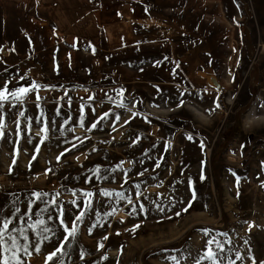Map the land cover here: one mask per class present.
<instances>
[{
    "label": "rangeland",
    "instance_id": "1",
    "mask_svg": "<svg viewBox=\"0 0 264 264\" xmlns=\"http://www.w3.org/2000/svg\"><path fill=\"white\" fill-rule=\"evenodd\" d=\"M0 50V86H41L17 105L31 118V143L23 119L22 138L16 134L17 109L5 107L0 214L15 207L22 214L33 192L48 193V200L59 192L71 221L78 209L70 201L83 207L79 193L93 191V211L78 225L64 264H174L171 256L195 264L210 238L199 229L227 232L236 247L264 259V0H0ZM118 88L126 108L108 100L119 99ZM82 104L91 106L83 127ZM41 112L49 129L43 144ZM154 138H178L179 146L157 160L140 152ZM96 167L107 179H96L89 171ZM101 189L124 192L136 211L126 200L99 195ZM193 191L196 199L183 212ZM96 210L101 220L93 228ZM57 246L55 239L42 245L29 264H45Z\"/></svg>",
    "mask_w": 264,
    "mask_h": 264
},
{
    "label": "snow or ice",
    "instance_id": "2",
    "mask_svg": "<svg viewBox=\"0 0 264 264\" xmlns=\"http://www.w3.org/2000/svg\"><path fill=\"white\" fill-rule=\"evenodd\" d=\"M2 51V50H0ZM167 59V58H166ZM157 64L160 62L157 61ZM177 67L179 65L177 64ZM175 70H173V76L175 77ZM21 79H23L21 77ZM10 81H5V83L0 86V139H3L5 136V128H6V118L7 112L5 111V107H8V110L17 109L14 113L15 119H13V123L16 125V134L18 137H21V120L23 119L26 123V128L29 133V143H31V118L25 115V111L17 108V105H23L28 94L35 91H39L40 85L33 82L30 86H19L16 88H9L8 84ZM179 88V86H178ZM116 95L119 99H116L112 96H108V100L115 107L126 108L127 104L124 101V90L116 89ZM159 91V89H157ZM186 91V90H185ZM65 95L67 93L65 92ZM107 95V94H106ZM184 93L181 92V96ZM37 101L40 100L39 95L36 97ZM89 99H95V97L89 96ZM81 100L83 98L81 97ZM67 103L71 106V98L68 99ZM183 100L177 105L178 107L183 106ZM135 107V105H132ZM264 106V105H262ZM39 107V104H37ZM91 107L90 105L82 104L79 108L80 116L79 123L80 126H84L85 113L84 108ZM221 105L219 102H215V109H219ZM95 110L93 109V112ZM43 112L40 113L39 116L36 117V123L42 125L37 132V135H43L40 139V144H43L47 139L48 122L46 120H42ZM56 115H60L59 109L56 111ZM110 115L109 112H105L102 116H100L95 122L91 123L88 131L95 129L97 125L105 120ZM132 117H136L138 113L133 112ZM120 115H115V120L118 122L120 120ZM130 121L126 120L124 123L128 124ZM55 124V121H53ZM61 133H63V128H61ZM189 140H192V136L189 135L187 137ZM79 139V137H77ZM81 143L83 141L81 140ZM73 148L77 147L76 144L72 145ZM200 147L203 149L204 144L201 141ZM167 150V145L165 147ZM71 151V149H66L65 153ZM95 151V149H93ZM16 155L19 154V148L15 150ZM35 152L39 153V147L35 148ZM65 153H61L63 156ZM33 160L36 159V156L33 155ZM60 156L57 157V162H59ZM15 164V160L13 161ZM159 163L156 164L158 168ZM118 168L121 166H117ZM51 171V169L47 170ZM93 175L97 180H105L107 176L101 175V170L99 167L94 169H90ZM109 173L115 172L116 169H108L106 170ZM47 174V172L45 173ZM234 176L236 174L232 173ZM127 174H125L126 176ZM139 175H143L140 173ZM204 179L203 174H201V180ZM240 177L236 176L237 185H239ZM91 177H86L85 182H89ZM127 183V179L124 180ZM191 184V182H190ZM123 186V185H121ZM137 189H139V184L135 185ZM72 196L76 197L77 192L72 191ZM99 195L108 198L111 200L115 197V201H127L128 204H132V212L136 211V206L133 204L130 196L126 197L124 192H110L108 190L101 189L99 191ZM139 195V193H138ZM48 193L42 192H33L27 197V210L21 214V209L19 207H15L11 210V214L9 216H4L0 214V264H29L33 253L42 254V245L51 242L53 239L58 241V246L55 247L54 250L47 253L45 256V264H64V257L68 256L69 253L67 249L72 247L70 240H74L78 234L79 228L78 225L83 223L86 216L93 211L92 208V198L94 197L93 191H81L79 193V197L82 199L83 207L77 203L76 199L70 201V203L78 209V214H74V217L71 221H68L66 216V210L64 207L58 202L60 193L57 192L56 196L51 200L46 199ZM196 199L195 191L192 193V198L187 202V206L183 208V212H188L189 208L192 207L193 201ZM42 204L43 207H40L38 210L34 211V205ZM15 203V202H13ZM159 207V206H158ZM56 211V216L54 217L52 211ZM117 209L113 208L110 212H106L104 215L112 216L116 213ZM144 206L140 205V212H144ZM160 211H163V208H160ZM3 212V209L0 208V213ZM132 213L130 212L129 215ZM175 215L179 217L181 212H176ZM96 221L92 224V227H96L97 224H100L101 213L96 210L95 211ZM171 219V217H169ZM58 221V224L56 223ZM123 222V221H122ZM70 223V227H69ZM55 225V226H54ZM102 226V225H101ZM140 225H136L130 231H135L138 229ZM253 227L252 224H248V230L250 231ZM58 229H61L62 232L58 235ZM203 237H210L205 241V249L202 253H198V258L195 260V264H245V262H250V264H264V259H257L254 255L253 250L249 247L246 251H242L240 248L236 247L233 244V241L229 238V234L227 232H216L212 233L210 229H199L198 230ZM31 234V236H30ZM89 234H91V228L89 229ZM119 235V233H117ZM218 237H223V239H218ZM105 240L108 239L107 236L104 237ZM244 244L247 245L248 241L244 240ZM100 248H103V245H100ZM80 259L83 260L85 258L84 251L80 252ZM107 259V257H105ZM174 264H180V260L176 256H171L168 258Z\"/></svg>",
    "mask_w": 264,
    "mask_h": 264
},
{
    "label": "crops",
    "instance_id": "3",
    "mask_svg": "<svg viewBox=\"0 0 264 264\" xmlns=\"http://www.w3.org/2000/svg\"><path fill=\"white\" fill-rule=\"evenodd\" d=\"M169 144V145H168ZM168 146H179V139L175 138L173 140H167L164 138H154L149 141V143L144 145V149H140V152L143 150L146 153L150 152V155L154 156L157 158V160H160L164 155H167L169 153V150H165V147ZM157 146H162L161 149L156 148ZM140 152L136 153V157H139L138 154Z\"/></svg>",
    "mask_w": 264,
    "mask_h": 264
},
{
    "label": "water",
    "instance_id": "4",
    "mask_svg": "<svg viewBox=\"0 0 264 264\" xmlns=\"http://www.w3.org/2000/svg\"><path fill=\"white\" fill-rule=\"evenodd\" d=\"M208 81L210 82V83H212L215 87H219V85L214 81V79L212 78V77H208Z\"/></svg>",
    "mask_w": 264,
    "mask_h": 264
}]
</instances>
